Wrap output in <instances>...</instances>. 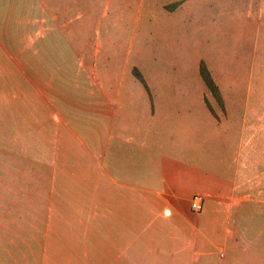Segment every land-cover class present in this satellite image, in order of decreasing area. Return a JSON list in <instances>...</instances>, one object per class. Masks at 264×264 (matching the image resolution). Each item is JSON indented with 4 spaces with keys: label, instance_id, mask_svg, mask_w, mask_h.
Listing matches in <instances>:
<instances>
[{
    "label": "crops",
    "instance_id": "0c3cea01",
    "mask_svg": "<svg viewBox=\"0 0 264 264\" xmlns=\"http://www.w3.org/2000/svg\"><path fill=\"white\" fill-rule=\"evenodd\" d=\"M67 16L46 0H0V154L49 168L52 264H216L222 237L201 212L226 204L245 154L228 155L221 114H206L215 129L199 141L197 106L213 95L143 76L146 88L130 57L117 77L116 41L90 42Z\"/></svg>",
    "mask_w": 264,
    "mask_h": 264
},
{
    "label": "rangeland",
    "instance_id": "374dc122",
    "mask_svg": "<svg viewBox=\"0 0 264 264\" xmlns=\"http://www.w3.org/2000/svg\"><path fill=\"white\" fill-rule=\"evenodd\" d=\"M46 1L68 10L71 28H83L90 42L100 33L116 41L117 77L130 57V77L138 80L137 70L155 89L187 85L209 97L202 62L221 81L229 108L223 98L199 102V141L215 129L206 114H221L230 134L228 155L245 154V160L231 164L233 188L219 199L226 204L207 205L201 213L211 214L222 237L214 240L224 254L216 264H264V0ZM210 144L216 151L217 142ZM51 177L44 165L0 154V264H52L56 258L46 254ZM236 196L241 199H231Z\"/></svg>",
    "mask_w": 264,
    "mask_h": 264
},
{
    "label": "trees",
    "instance_id": "16d2710c",
    "mask_svg": "<svg viewBox=\"0 0 264 264\" xmlns=\"http://www.w3.org/2000/svg\"><path fill=\"white\" fill-rule=\"evenodd\" d=\"M200 75H201V78L203 79L205 85L207 86L208 90L213 95V97L218 102L222 103V96H221L220 89H219L218 85L216 84V82L214 81L208 67L206 66V64L204 62H202L201 66H200ZM135 76L138 80H140L144 84V86L146 88H148V86L145 82V79L140 72L135 70Z\"/></svg>",
    "mask_w": 264,
    "mask_h": 264
},
{
    "label": "built area",
    "instance_id": "2783aa9c",
    "mask_svg": "<svg viewBox=\"0 0 264 264\" xmlns=\"http://www.w3.org/2000/svg\"><path fill=\"white\" fill-rule=\"evenodd\" d=\"M204 208V199L202 196H195L192 201V209L195 212H201Z\"/></svg>",
    "mask_w": 264,
    "mask_h": 264
}]
</instances>
